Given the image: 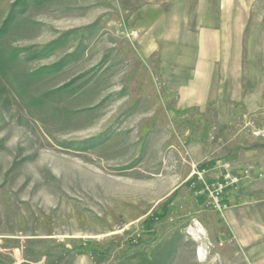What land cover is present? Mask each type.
Instances as JSON below:
<instances>
[{"label":"rangeland","instance_id":"374dc122","mask_svg":"<svg viewBox=\"0 0 264 264\" xmlns=\"http://www.w3.org/2000/svg\"><path fill=\"white\" fill-rule=\"evenodd\" d=\"M0 264H264V0H0Z\"/></svg>","mask_w":264,"mask_h":264},{"label":"built area","instance_id":"2783aa9c","mask_svg":"<svg viewBox=\"0 0 264 264\" xmlns=\"http://www.w3.org/2000/svg\"><path fill=\"white\" fill-rule=\"evenodd\" d=\"M224 169L225 170L222 176L223 177L222 182L217 183L210 190H207L208 193L213 198L215 204H218L219 198L222 196L224 190L228 186L236 185L239 183V180H240L239 176L231 172V169L229 168L228 165L224 166Z\"/></svg>","mask_w":264,"mask_h":264}]
</instances>
